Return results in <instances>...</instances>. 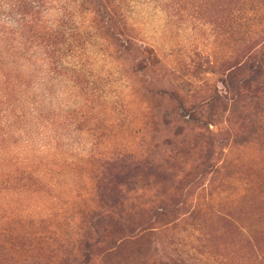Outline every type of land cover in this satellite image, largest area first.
I'll list each match as a JSON object with an SVG mask.
<instances>
[{"label":"rangeland","instance_id":"obj_1","mask_svg":"<svg viewBox=\"0 0 264 264\" xmlns=\"http://www.w3.org/2000/svg\"><path fill=\"white\" fill-rule=\"evenodd\" d=\"M7 2L0 264H264V0H51L77 89Z\"/></svg>","mask_w":264,"mask_h":264},{"label":"trees","instance_id":"obj_2","mask_svg":"<svg viewBox=\"0 0 264 264\" xmlns=\"http://www.w3.org/2000/svg\"><path fill=\"white\" fill-rule=\"evenodd\" d=\"M50 1L51 0H17V2L14 4L15 12L13 11L14 14L10 17V22L13 25L12 36L20 43V47H17V49L21 50L22 52L25 51L28 54L29 57L27 60L29 62L33 61L36 62V64L37 62H41L39 63V70H36V73H32L27 77L30 76L32 79H34V74L35 76H37L38 82L39 79H42V83H44V80L51 75H54L55 77L62 76L68 79V81L77 89V87H80L78 86V84H80L78 78L80 75L75 74V71H73L71 72V75L67 77V74L64 72V76L63 74H61L62 71L58 70L59 66L56 62H53V59L57 58L59 54H68L76 50V42L77 38L80 36V29L69 26V23L65 22L64 25H58V23L63 20L51 21L47 14L49 9L48 2ZM66 1L68 2L65 3V5L62 7V9H67L64 11L63 19H73L75 15H73L72 12L69 13L68 7L71 5L73 7H76L75 3H78L77 7L79 8L82 6V3L80 4V0ZM75 30H77L78 33H75ZM42 62L45 63L48 67L44 68ZM13 69L15 72L20 71V69L15 66L13 67ZM39 72L42 73V77L38 76ZM23 78L20 79L25 80ZM8 79L11 80L12 78L10 77ZM2 121L3 119L0 117V127H3ZM109 212L113 215V212H111L110 208H104L100 213L95 215H97L96 218L100 220L101 218L110 217L111 215L108 216ZM87 244L90 246L92 244L94 245L95 243H92L90 242V240H88ZM91 260L92 258H89L88 256L87 262Z\"/></svg>","mask_w":264,"mask_h":264},{"label":"clouds","instance_id":"obj_3","mask_svg":"<svg viewBox=\"0 0 264 264\" xmlns=\"http://www.w3.org/2000/svg\"><path fill=\"white\" fill-rule=\"evenodd\" d=\"M11 11V4L7 2V0H0V12H10ZM4 19L3 16H0V20Z\"/></svg>","mask_w":264,"mask_h":264}]
</instances>
